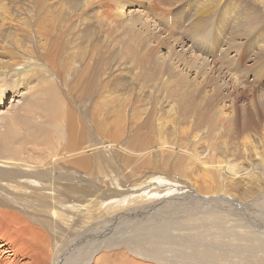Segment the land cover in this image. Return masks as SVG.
<instances>
[{
  "label": "rangeland",
  "instance_id": "1",
  "mask_svg": "<svg viewBox=\"0 0 264 264\" xmlns=\"http://www.w3.org/2000/svg\"><path fill=\"white\" fill-rule=\"evenodd\" d=\"M52 51L58 55L50 64ZM35 62L50 77L36 88L52 87L66 104L64 118H77L90 167V142L99 145L98 177L85 185L98 193L90 206L120 203L77 225L80 209L64 212L66 232L41 226L60 222L54 215L36 214L52 259L142 260L136 256H149L150 237L172 224L170 238L156 239L162 256L155 264H180L178 255L194 248L211 250L219 264H264V0H0L5 135L31 128L44 108L17 74H32ZM104 103L116 121L108 127L113 144L94 123ZM65 131L68 138L66 124ZM134 137L145 144L132 148ZM143 151L151 165L129 164ZM41 156L18 165L28 176L58 180L41 166L32 172L36 158L47 160ZM24 239L0 229L2 242ZM19 262L34 263L31 255Z\"/></svg>",
  "mask_w": 264,
  "mask_h": 264
},
{
  "label": "bare ground",
  "instance_id": "2",
  "mask_svg": "<svg viewBox=\"0 0 264 264\" xmlns=\"http://www.w3.org/2000/svg\"><path fill=\"white\" fill-rule=\"evenodd\" d=\"M57 55L56 51H52L48 54L45 61L51 64L50 59L54 58L55 60ZM38 63L35 62L31 64L34 66L32 74H30L32 69L29 72H17V74L23 76L27 81L25 94L32 100L35 99L37 104L42 103V106L44 107L42 112H39V115L34 118L35 122L31 124L32 127L23 131V133L12 134L10 131L7 135H5L4 133H1L2 130L0 132V170L3 171H0V229H12L21 238H25L19 244L13 243L11 240H6L4 242L0 241V264H20L19 260H24L30 255L32 256L34 262L32 264H59V262L61 263L62 259L66 257V254L63 256L61 255L59 261L56 257L57 254H55V260L52 259L53 254L48 253L50 250L49 246H51L52 241H50L49 235L45 233L43 229H40L39 223L41 221L37 216H35L36 214H42L44 217L54 215L60 220V222H56L54 224L46 223L41 226L47 228L48 230L56 229L59 232H66L67 228L69 230V226L64 224V212L73 209H80L79 214L73 215V217H77L75 222L77 225L83 224L84 219H89V217L98 219L103 215V213L115 211L114 209L118 207V204L120 205V203H118L116 205L104 204L98 205L97 207L90 206L92 203L91 199L98 193L95 192V194H88V187L85 185H89L87 184L88 179L95 178V176H97V164L100 166L101 163V158L98 154L99 145L94 141L90 142L93 159L96 161L94 162L93 167H90V158L86 153V136L77 131V127L79 125L77 118L72 117L71 115L68 118H64V113L68 112L66 104L61 103L58 95L54 92L52 87L47 89L36 88V86L44 81H47L50 84L49 74L46 75L47 69L43 67L44 65L42 66ZM52 66L55 68L54 65ZM26 69L24 68L25 71ZM34 76L37 78V81L34 83L35 85H31L28 80H30L29 78L32 79ZM103 108V111L96 112V122L94 123L95 125L98 124V126L102 128L101 130L107 129L106 131L108 133V130H111V128L108 127L115 125L116 121H112L114 118L108 117V112L111 107L107 103H104ZM26 109L23 110L25 111L24 115L26 111H28V109ZM26 114H28V112ZM35 115H37V112H34L33 117ZM12 119H14V117H12ZM65 124L68 126L70 132L68 138H66L67 132L65 131ZM10 126L12 127L11 123ZM112 128L115 127L113 126ZM113 133H108L110 135L108 137L110 138V140L108 139L110 144L115 142L116 136H114ZM16 136L20 137V139ZM54 137H57V139L54 140ZM143 143L145 144L144 140L138 138L135 139L134 137L132 139V148L141 147L143 146ZM54 149L56 150L55 153ZM42 154L47 158V160L43 161V165L42 161L38 163L39 160H36V158L35 161L37 163H35V168L32 172L37 171L41 166V169H43L44 172H49L52 173L53 176H58V180L54 181L52 178L40 179L33 173L28 176L24 172V169H29L18 165L20 162H31L37 156L42 158ZM144 154L145 151L142 152L139 159H134L131 156L129 164H143L144 161V164L146 163V165H151L147 154H145V156ZM63 169H65V173H62ZM71 169L75 170L72 174ZM70 174L72 177H70ZM47 175L49 174L47 173ZM102 184H104V182ZM113 187L116 189L117 185L115 184ZM120 195L126 197L127 192L120 193ZM133 199L136 198L134 197ZM139 199L140 198H138V200ZM86 211H88V214H85ZM170 225L172 224H165L162 226L163 230H170L172 227ZM162 232H160L158 237L156 236L157 234L150 237L151 239L149 242L152 243V250L149 256L148 250H145V257H141L139 254L136 256L142 260L137 261L136 258L133 257L128 261L125 258V261L122 264H155L153 262L162 256V249L155 243L156 239L170 238V233H168L169 237H167L168 235L166 231L164 234ZM175 235L177 234L175 233ZM193 246L194 245H192V247ZM203 252L194 248L190 252V255L179 254L178 258L183 260L180 264L222 263L220 261L218 262L213 260H217L218 257L216 256L217 258H214V252L211 250H207V253ZM137 253H139V251H137ZM122 256H124V254H122ZM94 262L95 264H113L106 257L96 259Z\"/></svg>",
  "mask_w": 264,
  "mask_h": 264
}]
</instances>
